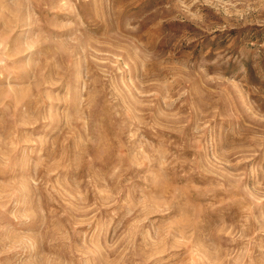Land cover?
<instances>
[{"label":"rangeland","instance_id":"obj_1","mask_svg":"<svg viewBox=\"0 0 264 264\" xmlns=\"http://www.w3.org/2000/svg\"><path fill=\"white\" fill-rule=\"evenodd\" d=\"M0 264H264V0H0Z\"/></svg>","mask_w":264,"mask_h":264}]
</instances>
